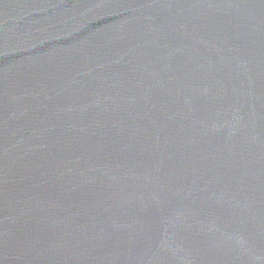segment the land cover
Masks as SVG:
<instances>
[{"label":"water","instance_id":"water-1","mask_svg":"<svg viewBox=\"0 0 264 264\" xmlns=\"http://www.w3.org/2000/svg\"><path fill=\"white\" fill-rule=\"evenodd\" d=\"M0 264H264V0H0Z\"/></svg>","mask_w":264,"mask_h":264}]
</instances>
